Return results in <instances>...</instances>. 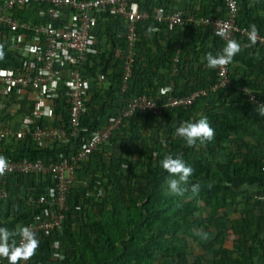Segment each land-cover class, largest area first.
I'll return each instance as SVG.
<instances>
[{"label":"trees","instance_id":"1","mask_svg":"<svg viewBox=\"0 0 264 264\" xmlns=\"http://www.w3.org/2000/svg\"><path fill=\"white\" fill-rule=\"evenodd\" d=\"M133 1L149 12V19L137 24L132 76L123 91V56L114 57V64L109 66L99 63V56L92 59L89 69L95 74V81L87 102L88 112L82 121L83 127L89 128L87 136L99 131L111 117L118 116L131 97L146 95L156 99L159 89L170 82L175 85L172 94L175 98L199 90H207V95L190 107L165 109L159 115L137 111L124 119L108 142L90 157L89 163L76 171L70 182L63 226L40 240L29 264H264V242L260 248L256 244L259 235L253 210L264 208L258 200L264 194V181L254 194L251 191L243 194L235 185L264 177V117L259 116L257 106L244 91L249 88L264 103V87L249 80L237 81L231 73L230 87L211 90L218 80L217 68L203 70L195 61L186 60L188 50L198 58L208 53L215 56L226 46L227 42L209 28L214 41L212 47L184 40L178 42L181 47L169 49L164 58L155 60L150 40L156 35L155 26L158 24L160 32L163 26L153 14L160 8L173 13L174 3L169 2L174 0ZM144 1L147 2L142 4ZM210 1L212 10L203 15L214 17L215 11L220 10L215 17L224 18L225 0ZM42 7L34 3L17 9V16L33 24L43 23L45 20L39 17ZM104 20L112 28L109 38L114 50L125 52V22L103 14L95 34ZM177 27L167 24L165 29L173 34ZM235 41L241 47L251 45L250 51L258 49L247 39ZM178 51L179 73L172 76ZM258 51L264 54L262 48ZM4 61L5 55L0 64L6 65ZM229 64L232 72L234 58ZM162 70H168L169 76L161 73ZM98 73L105 74L104 84L97 83ZM57 104L61 109L52 125L68 129L70 104L65 97ZM204 107L207 108L203 111ZM202 111L193 122L206 117L215 130L214 139L203 143L197 140L193 147H188L175 135V129L191 114ZM38 123L41 127L51 124L44 118H39ZM19 128L20 124L14 130ZM75 145L71 141L66 146L54 143L39 148L27 136L4 142L1 155H23L49 163L59 161L63 153H73ZM49 150L51 153L46 152ZM166 155L183 159L193 169L188 183L181 185L188 189L183 195L167 191L165 181L169 174L161 166ZM197 183L201 186L200 193L191 197V186ZM51 184L48 176L6 175L3 186L9 197L4 200L7 206L2 216L9 210L10 217L28 214L31 220L41 207L31 201L34 190L46 193ZM239 201H245L243 209ZM203 233L207 234L206 239ZM14 239L19 245L20 236ZM56 242L60 244L58 247L54 246ZM0 264H8V260L0 257Z\"/></svg>","mask_w":264,"mask_h":264},{"label":"built area","instance_id":"2","mask_svg":"<svg viewBox=\"0 0 264 264\" xmlns=\"http://www.w3.org/2000/svg\"><path fill=\"white\" fill-rule=\"evenodd\" d=\"M37 3L43 7L39 17L45 22L33 24L20 20L17 9H24ZM226 14L224 18L203 17L192 19L198 27L209 28L215 33L223 29L225 42L237 38L249 39L251 29L238 23V0H225ZM159 22H167L170 27L183 26L186 19L183 13L168 14L161 11ZM103 14L120 17L126 24L125 37L127 49L122 53L117 50L116 58L123 56V87L126 91L132 68L135 63L134 46L137 41V24L148 18L133 0H4L0 2V45H3L5 61L10 66L0 64V156L3 143L9 140L19 141L30 136L38 146L47 143L68 145L75 142V150L67 155H59V161L45 163L40 159H31L23 155L5 157L7 167L0 175V201L9 197L3 186V179L10 174L48 176L52 182L46 193L31 197V201L41 205L35 211L33 218L27 223L39 241L48 237L56 229L63 226L66 219L67 198L70 182L76 176V171L88 164L90 157L101 146L106 144L111 134L116 131L124 119L130 118L137 111H147L159 115L165 109L190 107L201 96L207 95V90L193 92L187 97L175 98L174 83L170 82L159 89L156 99L146 95L133 96L126 102L118 116L111 117L99 131L89 133V128L83 127L82 121L88 112L87 102L91 97L95 74L90 72L92 59L99 55L95 30ZM220 37V36H219ZM22 38V39H21ZM256 46L264 48V36L257 33ZM29 48L35 51H29ZM3 55V56H4ZM10 56V58H9ZM15 58V59H13ZM230 64L217 67V83L212 91L231 86ZM97 83L104 84V73L96 75ZM248 100L258 105L256 94L248 88L244 89ZM27 94L33 99V108L20 122V128L15 131L5 110L7 102L14 95ZM65 97L70 104L68 129L52 125L59 116L61 106L57 102ZM39 118L49 120L51 124L41 127ZM264 171V167H263ZM264 205V194L258 197ZM21 239V237H20ZM19 239V241H20ZM60 244L56 242L55 247ZM29 260H20L18 264H29Z\"/></svg>","mask_w":264,"mask_h":264},{"label":"crops","instance_id":"3","mask_svg":"<svg viewBox=\"0 0 264 264\" xmlns=\"http://www.w3.org/2000/svg\"><path fill=\"white\" fill-rule=\"evenodd\" d=\"M146 2L147 1H144L142 4H145ZM170 3H174L173 13H171L169 9L160 8L158 10H155L153 14L157 23H161V26H163L162 32L158 30V27H157L158 24L155 26L156 35L150 40L151 42L150 48L153 50L154 59L160 61L162 58H164L167 55V53L169 52V49H173L174 47H178V48L181 47V45L178 42H184V40L188 42H190V40L191 42H196L198 46H202L205 44L207 45V47H212L213 46L212 42L214 41L212 40L211 33L208 31V29L203 28V27H198L192 23V19L199 20L200 18L205 17V15L203 14L207 10L209 11L212 10V6H211L212 2L210 0H174L173 2L172 1L169 2V4ZM238 3H239V8H240L238 23L240 22L242 24V25L240 24L241 26L244 25V27H247L248 29H251V26L255 25L257 28V33L260 34L261 36H264V0H238ZM140 9L141 11L148 14V19H149V12L144 10L143 8H140ZM220 9L222 11L224 8L223 9L220 8ZM161 11H164V12L167 11L168 14L183 13L186 19V24L184 26H179L175 28L176 30L173 34L170 33L169 29H165V26H167L168 23L158 21V17L159 15H161L160 13ZM219 13H220V10L218 11L216 10L215 14L213 15L214 18H217L215 16H218ZM225 14L226 13H224L223 15ZM117 18H120V17H117ZM100 22H101V25L98 28V32L96 34L97 44L99 48V55H98L99 63H104V64L106 63V66H109L110 64L113 65L114 64L113 59L114 57L116 58V54H118V51L114 50L112 44L110 43L111 41H110L109 36L112 34L113 31H112V28L109 26L110 24H107L106 20L100 21ZM124 25L126 26V24ZM121 35H123L124 37V33H121ZM249 47L247 46L246 48L245 45L242 46L240 54L234 57L235 64H234V67L232 68L231 73L237 81L249 80L253 82V84L255 83L258 85L260 84V86L264 87V54L258 53L259 52L258 49L260 48L258 46H257L258 49L257 50L255 49V51H253L254 50L253 48H252L253 50L250 51L248 49ZM262 49L264 50V48ZM179 53L180 52L178 51L177 56L174 60L175 65L171 69L172 76L179 73V69L176 66V64H178V61H179ZM187 53H188V56L186 57L187 61H195L196 63H198L199 67L203 68V70H207L209 68L207 67V61L205 59L206 56L202 54L198 58H195V56L192 55L193 54L192 51L188 50ZM7 64H9L10 66L11 62L7 61ZM161 73H164L165 76L167 77L169 76L168 70H162ZM174 88H175V85H174ZM21 95L22 96L14 95L11 98V100L8 101L6 104L7 110H5V112L8 116L6 118V121H9L12 124V127L18 126V124H20L24 116H26V114H29V112L32 111V108H33L34 98L28 96L27 94H21ZM25 102L29 103L30 105L29 110L24 107ZM206 108L207 107H204L202 110L204 111ZM26 110L28 111L26 112ZM203 111L200 113L199 112L195 113L196 118L197 116H201L203 114ZM47 144H51V142ZM46 152L51 153V150L46 151ZM263 181H264V177L258 178L252 182L239 181V184L237 185L236 184L237 182H236L235 185L238 187L240 184L245 183L247 185L245 186L246 188L248 186L250 187H248L247 189L245 188L244 192L242 191V193L245 194L246 191H251V193L254 194V192L258 191L259 188L262 186ZM40 193H41V190H38V189L34 190V194H35L34 197L38 196ZM243 194H240L241 198ZM239 202L241 204L240 208L243 209L245 201H239ZM6 206H7V202L5 201H3L0 204L1 216L3 214L2 210L6 209L5 208ZM253 210L256 214L257 233L259 235L257 238L256 244L260 248L262 246V243L264 242V208L263 209L254 208ZM9 215H10L9 210H7L6 214L2 216L3 218L0 219V227L7 228L9 231L16 230L18 225L21 227H25L27 222L30 221L28 214L26 215L22 214L20 216H12V217H10Z\"/></svg>","mask_w":264,"mask_h":264},{"label":"clouds","instance_id":"4","mask_svg":"<svg viewBox=\"0 0 264 264\" xmlns=\"http://www.w3.org/2000/svg\"><path fill=\"white\" fill-rule=\"evenodd\" d=\"M148 31L151 32L152 29L149 28ZM215 34L222 38L226 36V32L223 29L218 30ZM256 36L257 28L252 25L249 39L253 45L256 43ZM29 51H35V49L29 48ZM240 51V44L235 40L229 39L226 46L217 55L214 56L212 53L206 55L207 67L223 68L231 63ZM3 55V45H0V59H3ZM257 113L260 117H264V103L257 105ZM175 135L182 138L186 142V146L193 147L197 140H200L201 143L213 140L215 130L211 127L209 120L203 117L195 122H181L175 129ZM161 166L169 174V178L165 181L168 193L183 195L188 189L181 187V185L188 183L189 177L193 174V169L183 159L174 158L171 155H166L163 158ZM6 167V158L0 156V175L4 174ZM200 188V184H193L191 186V197H197L200 193ZM196 234L201 235V232ZM16 236L21 237L19 245L14 239ZM203 238H207L206 233H203ZM39 243V239L29 227L18 225L14 231L0 227V257L6 258L8 264H18L20 260H29L35 254Z\"/></svg>","mask_w":264,"mask_h":264},{"label":"rangeland","instance_id":"5","mask_svg":"<svg viewBox=\"0 0 264 264\" xmlns=\"http://www.w3.org/2000/svg\"><path fill=\"white\" fill-rule=\"evenodd\" d=\"M24 107L26 108V109H30V105H29V103H27V102H25L24 103ZM28 110H26V112L28 111ZM16 117H18V116H16ZM195 118H196V115H194V114H191V116L190 117H188V118H186V120L185 121H191V122H193L194 120H195ZM39 148H44V146H40ZM86 183V182H85ZM236 183V182H235ZM237 185L239 184V182H237L236 183ZM85 185V184H84ZM245 186H247L245 183H242V184H240L239 186H238V188L241 190V191H243L244 192V189L246 188ZM248 187H250V186H248ZM247 187V188H248ZM246 188V189H247ZM240 198H241V196H240Z\"/></svg>","mask_w":264,"mask_h":264}]
</instances>
